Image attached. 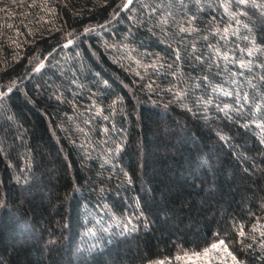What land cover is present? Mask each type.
<instances>
[{"label": "trees", "instance_id": "16d2710c", "mask_svg": "<svg viewBox=\"0 0 264 264\" xmlns=\"http://www.w3.org/2000/svg\"><path fill=\"white\" fill-rule=\"evenodd\" d=\"M0 264H264V0H0Z\"/></svg>", "mask_w": 264, "mask_h": 264}, {"label": "rangeland", "instance_id": "374dc122", "mask_svg": "<svg viewBox=\"0 0 264 264\" xmlns=\"http://www.w3.org/2000/svg\"><path fill=\"white\" fill-rule=\"evenodd\" d=\"M197 260L200 263H206L209 260V256L203 254V255L198 256Z\"/></svg>", "mask_w": 264, "mask_h": 264}, {"label": "snow or ice", "instance_id": "6c2138e0", "mask_svg": "<svg viewBox=\"0 0 264 264\" xmlns=\"http://www.w3.org/2000/svg\"><path fill=\"white\" fill-rule=\"evenodd\" d=\"M221 243H223V242H221Z\"/></svg>", "mask_w": 264, "mask_h": 264}]
</instances>
